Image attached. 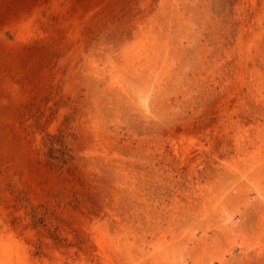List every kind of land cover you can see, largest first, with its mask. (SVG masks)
<instances>
[{
    "label": "rangeland",
    "instance_id": "obj_1",
    "mask_svg": "<svg viewBox=\"0 0 264 264\" xmlns=\"http://www.w3.org/2000/svg\"><path fill=\"white\" fill-rule=\"evenodd\" d=\"M231 1L0 0V264H23L8 237L27 264H110L98 240L112 257L156 244L159 264H264V0ZM138 17L170 63L136 83L145 107L99 80L101 60L90 81L80 68Z\"/></svg>",
    "mask_w": 264,
    "mask_h": 264
},
{
    "label": "bare ground",
    "instance_id": "obj_2",
    "mask_svg": "<svg viewBox=\"0 0 264 264\" xmlns=\"http://www.w3.org/2000/svg\"><path fill=\"white\" fill-rule=\"evenodd\" d=\"M233 1V0H232ZM231 1V2H232ZM236 1V0H235ZM192 2V1H191ZM217 3V2H216ZM206 4V3H205ZM221 4V3H220ZM229 5V4H228ZM220 9V8H219ZM223 9V8H222ZM203 10V9H202ZM203 13V12H202ZM198 15V14H197ZM201 16V15H200ZM204 16V15H203ZM202 16V17H203ZM201 19V18H200ZM177 20V19H176ZM202 20V19H201ZM200 20V21H201ZM204 20V18H203ZM124 22V21H123ZM129 22V23H128ZM125 23V22H124ZM145 23H147V20L144 19V20H140V18H135V19H131L130 21H127V24L130 25V30H127V28H125L122 24V29H123V32L122 34H118V35H108L107 38L105 39H102L101 41H98L96 42L94 45H91L90 48H89V52L84 54L83 57H84V63H83V66L80 68H82V71H85L86 72V77L84 79V81H87V80H91V78H89V74H92V76H94V74L96 73L97 75V72L96 70H93V62L97 59L98 61L101 60L103 62V65L106 66V67H110L111 69V74L108 76V77H105L104 75L101 74V76H99L100 73H98V76L100 77L99 80L100 81H104V84H108L109 85H113V80L116 79L117 77H119V79L117 80L118 82V85L121 87L123 86V84H125V82L129 83L130 81V86L132 87V90L134 91V96L138 97V101L140 102V104L145 107L146 106V101H147V98H146V95L144 96V94L147 92V90H152L150 89V86L149 85V82L145 81V85H143L142 83V88H140V84L139 85H136V83L138 82H141L143 80H146V78H148L150 81H152L154 79L157 78V72H160L158 71L159 68H164L167 69L170 65V63L167 61L166 59V56L164 54V51L165 53L167 52V50H165V48L163 47V45H160L158 44V42H156V36L154 35V42L152 43V45L150 46V48L148 47V45L146 46L147 44V39L149 37H153V34L158 32V31H154V30H148L146 33H143V30L144 28L146 27L145 26ZM161 23V22H160ZM179 23V22H178ZM182 24V23H181ZM177 25V24H176ZM203 25V24H201ZM179 26V24L177 25ZM184 26V25H183ZM215 26V25H214ZM231 27V26H230ZM214 28V27H213ZM229 28V27H228ZM175 29V28H174ZM189 29V28H188ZM205 29V28H204ZM157 30H160V28L158 27ZM111 31V30H109ZM125 31V32H124ZM188 31V30H187ZM185 30V32H187ZM76 32H78L76 30ZM210 32V31H209ZM142 34V38L144 39V43H143V46H142V49H145L143 50V55L142 54H139V49L138 50H135V51H131L132 53H129L128 49H126L127 47V38L128 40H132V38L135 37V34ZM191 33V32H190ZM212 33V32H211ZM183 35V34H182ZM181 35V36H182ZM180 36V37H181ZM183 37V36H182ZM158 38V37H157ZM184 38V37H183ZM214 39V38H213ZM185 40V39H184ZM143 41V40H141ZM133 42V41H132ZM151 42V41H150ZM141 43V44H142ZM136 44V43H135ZM140 44V42H139ZM150 44V43H149ZM198 44V43H197ZM160 48H159V47ZM203 46V45H202ZM82 47V46H81ZM158 47V48H157ZM200 47V46H198ZM148 48V49H147ZM189 48V47H188ZM137 49V48H136ZM184 49V48H183ZM187 49V47L185 48ZM194 49V48H193ZM192 50V49H191ZM200 50V49H199ZM202 50V49H201ZM195 51V50H194ZM204 51V50H203ZM180 52V51H179ZM178 53V52H177ZM182 53H185L184 51ZM181 53V54H182ZM192 53V52H190ZM204 53V52H203ZM169 54V53H168ZM179 54V53H178ZM177 54V57L178 59L181 58V56L179 57ZM202 54V53H201ZM192 55H194L192 53ZM205 55V54H204ZM175 56V55H174ZM217 56V55H216ZM255 56V55H254ZM195 57V56H194ZM197 59V56L195 57ZM201 60L203 57H201ZM171 59V58H170ZM175 59V58H174ZM186 59V58H185ZM194 60V59H193ZM198 60V59H197ZM205 61V59H204ZM220 61V60H219ZM218 61V62H219ZM159 64H158V63ZM193 62V61H192ZM201 62V61H200ZM199 62V63H200ZM180 63V61H179ZM184 64V63H183ZM196 64V63H195ZM203 64V61L200 63V65ZM207 64V63H206ZM93 65V66H92ZM128 65V66H127ZM191 65V64H190ZM193 65V63H192ZM199 65V66H200ZM232 65V64H231ZM91 66L93 67L91 69ZM194 66V65H193ZM171 67V66H170ZM173 67V66H172ZM203 67V66H202ZM208 67V65H207ZM181 68V66H179V69ZM219 68V67H218ZM229 68V67H228ZM95 69V68H94ZM173 69V68H172ZM176 69V68H175ZM207 69V68H206ZM220 69V68H219ZM163 70V72H164ZM170 70V69H169ZM202 70V69H201ZM181 71V70H180ZM192 71V70H191ZM200 71V69H199ZM78 72V71H77ZM184 72V71H183ZM177 73V72H176ZM183 74V73H182ZM181 74V76H182ZM132 75L133 78L130 76ZM164 75V74H163ZM168 75V73H167ZM171 75V74H170ZM186 75V74H185ZM91 76V77H92ZM117 76V77H116ZM128 76H130L131 78H128ZM152 76V77H151ZM161 76V75H160ZM188 76V75H187ZM175 77V76H174ZM179 76H176V78H178ZM96 78V76L94 77V79ZM161 78V77H160ZM187 78V77H186ZM93 79V83H92V86L94 85L95 81H97L98 79L96 78L95 80ZM131 79H134L133 82L131 81ZM143 79V80H142ZM174 79V78H172ZM183 79V78H182ZM193 79V78H192ZM121 80V81H120ZM158 79H156L157 81ZM189 80V79H188ZM198 80H199V76H198ZM206 80V79H205ZM115 81V80H114ZM125 81V82H123ZM159 81V80H158ZM172 81V80H171ZM174 81V80H173ZM176 81V80H175ZM194 81V80H193ZM204 81V80H203ZM123 82V84H122ZM170 82V81H169ZM179 82V81H178ZM192 82V81H191ZM126 83V84H127ZM134 83V84H133ZM148 83V84H147ZM153 83V82H152ZM180 83V82H179ZM183 83V81H182ZM181 83V84H182ZM186 83V81H185ZM188 83V82H187ZM190 83V82H189ZM193 83V82H192ZM198 83V82H196ZM205 83V82H204ZM88 84H91V83H88ZM157 84V83H155ZM169 84V83H168ZM134 85V86H132ZM154 85V84H153ZM152 85V86H153ZM180 85V84H179ZM198 85V84H197ZM88 86V85H87ZM145 86V87H144ZM89 87V86H88ZM182 87V86H181ZM195 87V86H194ZM107 88V87H106ZM149 88V89H147ZM187 88V87H186ZM121 89V88H120ZM127 89V88H126ZM146 89V90H145ZM207 90V89H206ZM123 92V89L121 90ZM145 91V93L143 92ZM201 91V90H200ZM111 92V91H110ZM121 92V93H122ZM127 93V92H126ZM133 95V93H131ZM136 94V95H135ZM129 95V94H128ZM131 95V96H132ZM190 99V98H189ZM134 100V99H133ZM183 104V103H182ZM98 106V105H97ZM183 106V105H182ZM135 107V106H134ZM136 109V108H135ZM147 110V109H146ZM115 111V110H114ZM174 114V113H173ZM136 115V114H135ZM139 115V114H138ZM143 116V115H142ZM223 116V115H222ZM177 117V116H176ZM165 120V119H164ZM166 121V120H165ZM156 122V121H155ZM166 123V122H165ZM163 124V122H162ZM160 125V124H159ZM159 125L157 123H153V126H154V129L157 128H161L159 127ZM264 127V126H263ZM90 132V131H89ZM87 133V132H86ZM184 133V132H183ZM183 133H179V134H176V135H170L168 134V137L170 139V146L175 150V152H177L176 150V139L180 140V141H184L185 139H188ZM243 133V132H242ZM90 134V133H88ZM87 134V135H88ZM86 135V134H85ZM93 136V135H92ZM84 137V136H83ZM89 138V137H88ZM92 140V139H91ZM187 141V140H186ZM185 142V141H184ZM180 143V142H179ZM89 146V145H88ZM202 146V145H201ZM87 148V147H86ZM201 148V147H200ZM204 148V147H203ZM214 148V147H213ZM181 158L183 159V162H186L190 165L191 169L192 168V164L189 163L190 162V159H188V152L186 150V148H182L181 150ZM203 155V152L201 153ZM202 155L199 156V159L202 158ZM234 158V157H233ZM237 159V158H236ZM86 160V158H85ZM102 160V159H101ZM105 160V159H104ZM220 162V161H218ZM227 163V162H226ZM222 164V163H221ZM232 165V164H231ZM212 166V165H211ZM220 167V166H219ZM248 167V166H247ZM206 169V168H205ZM252 169V168H251ZM255 170V169H254ZM234 171V170H233ZM259 171V170H258ZM207 172V171H206ZM236 172V171H235ZM238 174V172H237ZM256 174V173H255ZM235 176H238V175H235ZM260 176V175H259ZM245 178V177H244ZM261 179V178H260ZM238 180V179H237ZM236 189V188H235ZM251 189V188H250ZM258 194V193H257ZM198 198V197H197ZM261 202V201H260ZM213 204V203H212ZM256 204V203H254ZM258 204V203H257ZM264 204V203H262ZM253 205V204H252ZM194 210V209H193ZM209 210V209H208ZM207 210V211H208ZM175 213V212H174ZM244 213V212H243ZM223 220V219H222ZM205 225V224H204ZM217 226V225H216ZM214 227V226H212ZM218 227V226H217ZM211 229V228H210ZM225 232V231H223ZM221 233V232H219ZM218 233V234H219ZM7 235V234H6ZM9 239V244L11 245V248L13 249V252L17 255V257H19V259L22 261L23 264H27L28 261H27V253L22 250L21 247H19V244L14 240L12 239V237H8ZM201 239V238H200ZM203 239V238H202ZM162 241H163V238H162ZM168 241V240H167ZM127 241H122V242H118L117 244V252L115 253L114 257L110 256L108 251H107V248L105 247L106 244H102L101 242H99V240L97 241L98 243V248H99V252L100 254L102 255V257L104 258V263L108 262L110 264H113V259L118 256V255H121L122 257H124L127 262H131V264H141L143 262V259L145 258V256H147V254L149 253L150 256H151V260L153 262V264H159L161 263L165 258V253L164 254H160V252L158 251V248L159 247H156V244H152V248H151V251L149 252H144L143 251V248L142 246H138V251L139 253L138 254H135V255H131L129 254V251L127 252ZM183 242V241H182ZM213 242V241H212ZM164 244V241L162 242ZM215 243V242H214ZM249 246V245H248ZM24 249V248H23ZM52 250V249H51ZM135 251V250H134ZM55 252V251H54ZM217 252V251H216ZM215 252V254H216ZM50 253V252H49ZM56 253V252H55ZM127 253V254H126ZM193 253V252H192ZM218 253V252H217ZM126 254V255H125ZM55 256H57V254H55ZM61 256V255H60ZM163 257V259H162ZM32 258V257H31ZM30 258V259H31ZM58 259L60 257H57ZM123 258V259H124ZM17 259V258H16ZM34 259V258H33ZM136 259H138L139 261H137ZM18 260V259H17ZM161 260V261H160ZM31 261V260H30ZM116 261V259H115ZM137 261V262H136ZM166 261V260H165ZM202 261V260H201ZM204 261V259H203ZM39 262V261H38ZM202 263V262H200ZM38 264V263H37Z\"/></svg>",
    "mask_w": 264,
    "mask_h": 264
}]
</instances>
